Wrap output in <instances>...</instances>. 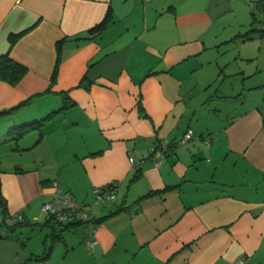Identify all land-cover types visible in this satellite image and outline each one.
<instances>
[{
  "label": "crops",
  "instance_id": "crops-1",
  "mask_svg": "<svg viewBox=\"0 0 264 264\" xmlns=\"http://www.w3.org/2000/svg\"><path fill=\"white\" fill-rule=\"evenodd\" d=\"M248 1L0 0V55L27 69L0 80V195L8 221L23 216L0 224V264H264V68L243 65ZM234 46L241 59L221 57ZM111 181L113 200L95 202ZM55 190L94 218L54 231L42 205Z\"/></svg>",
  "mask_w": 264,
  "mask_h": 264
},
{
  "label": "trees",
  "instance_id": "trees-1",
  "mask_svg": "<svg viewBox=\"0 0 264 264\" xmlns=\"http://www.w3.org/2000/svg\"><path fill=\"white\" fill-rule=\"evenodd\" d=\"M109 20H110V15L106 14V16L101 21H99L98 23H96L95 25H93L92 27H90L86 30V32H85L86 36L84 38H90L91 36L100 33L106 27ZM20 34H22V32L9 35V40H10L11 45L15 42V40L18 38V36H20ZM63 40H65V38H62L61 40L57 41V59H56L55 67L53 69V73H52V79L53 80H54L55 75L57 73L58 64H59V60H60V51L62 48ZM26 71H27V69L24 65H22L21 63H18L14 59H12L7 53L0 55V80L1 81L7 82L10 85H15L24 76ZM91 82H92V80L88 79L87 74L85 73L83 75V77L80 79L78 85L83 86L85 88H88V86L91 84ZM65 98H67V96H65ZM0 207H1L2 212L4 214V217L0 221L1 225H6L9 230H12L15 226H17L23 222V216L21 215V213H16L11 217V219L9 221L7 220L8 217L6 216L5 203H4V200L2 199L1 195H0ZM18 215L21 216L20 220H18ZM93 218L94 217L92 216V217H90L89 220H86V221H83L81 219H69V220L61 221L58 218H55L53 216H47V221L51 224L52 229L54 231H62L65 228L70 227L71 225H74V224H79V223L80 224H87ZM59 235L60 234L54 233L52 238L53 239H55V238L59 239L60 238ZM49 249H50V247L48 248V250ZM47 254H48V252L40 258L42 259V258L46 257Z\"/></svg>",
  "mask_w": 264,
  "mask_h": 264
},
{
  "label": "built area",
  "instance_id": "built-area-1",
  "mask_svg": "<svg viewBox=\"0 0 264 264\" xmlns=\"http://www.w3.org/2000/svg\"><path fill=\"white\" fill-rule=\"evenodd\" d=\"M251 6V1H249ZM193 137V130L188 128L182 137L176 141L177 145L183 144ZM208 138L204 139V142L208 144ZM132 163L134 162L133 157L128 158ZM53 185H56V181H52ZM117 182L111 181L106 185L92 187V193L95 198V202L107 205L109 204L116 193ZM42 210L47 214V216H53L59 220H69V219H81L83 221L89 220L92 214L81 204H79L67 190L58 191L55 190L51 199L44 202L42 205ZM21 216L18 215V220ZM93 232L90 233L92 237ZM94 243L93 238H88L85 240V244L90 246ZM242 258L234 261L232 264H241Z\"/></svg>",
  "mask_w": 264,
  "mask_h": 264
},
{
  "label": "rangeland",
  "instance_id": "rangeland-1",
  "mask_svg": "<svg viewBox=\"0 0 264 264\" xmlns=\"http://www.w3.org/2000/svg\"><path fill=\"white\" fill-rule=\"evenodd\" d=\"M249 1H251V6L247 4L249 6L247 11L244 13L241 12L243 14V17H239L238 19V21L243 22L245 26L249 27V29H246V33H248V35L251 37L249 40H245L241 46L243 50L241 56L245 55V58L246 55L251 56V59L244 60L245 62H243V65L249 66L251 67V69L264 68V32H262L264 30L259 29L264 27V11L261 12V9H258L259 5L264 6V1ZM242 35H245V33ZM238 42L242 43L241 40L236 41V43ZM240 50L241 49H239L237 46H234V48L229 49V51H224V53L221 54V57H239L238 53L240 52ZM256 56L258 57V60L256 59ZM240 57L239 59H241ZM218 83L220 84V80L218 81ZM228 101V104L230 105L232 103L231 99H228Z\"/></svg>",
  "mask_w": 264,
  "mask_h": 264
}]
</instances>
